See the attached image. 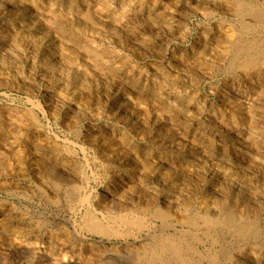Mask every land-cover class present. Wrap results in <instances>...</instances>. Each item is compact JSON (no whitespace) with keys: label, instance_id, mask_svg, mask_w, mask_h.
Segmentation results:
<instances>
[{"label":"rangeland","instance_id":"374dc122","mask_svg":"<svg viewBox=\"0 0 264 264\" xmlns=\"http://www.w3.org/2000/svg\"><path fill=\"white\" fill-rule=\"evenodd\" d=\"M0 264H264V0H0Z\"/></svg>","mask_w":264,"mask_h":264},{"label":"bare ground","instance_id":"6f19581e","mask_svg":"<svg viewBox=\"0 0 264 264\" xmlns=\"http://www.w3.org/2000/svg\"><path fill=\"white\" fill-rule=\"evenodd\" d=\"M92 216V215H91ZM96 220V219H95ZM215 221V220H214ZM93 222V221H92ZM209 222H211V221H209ZM91 223V222H90ZM212 223V222H211ZM85 224V223H84ZM99 224V223H98ZM214 224V223H213ZM88 225V224H87ZM102 231H104V230H102Z\"/></svg>","mask_w":264,"mask_h":264}]
</instances>
